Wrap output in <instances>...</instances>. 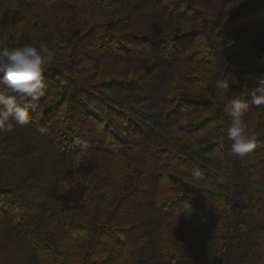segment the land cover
<instances>
[{"label": "trees", "instance_id": "1", "mask_svg": "<svg viewBox=\"0 0 264 264\" xmlns=\"http://www.w3.org/2000/svg\"><path fill=\"white\" fill-rule=\"evenodd\" d=\"M41 43L40 107L0 132V264H264V106L244 158L223 112L264 80V0H0V48Z\"/></svg>", "mask_w": 264, "mask_h": 264}, {"label": "clouds", "instance_id": "2", "mask_svg": "<svg viewBox=\"0 0 264 264\" xmlns=\"http://www.w3.org/2000/svg\"><path fill=\"white\" fill-rule=\"evenodd\" d=\"M53 61L54 52L44 43L39 46L25 44L0 48V132H11L12 121L21 126L29 123V109L40 107V89L45 85L44 73ZM215 87L225 92L229 82L225 79L217 80ZM17 95L28 100V104H18ZM247 96L252 98L256 107L264 106V80L251 89H243L239 95L227 100L223 107L224 114L230 117L226 131L227 140L231 142L229 153L240 158L252 151L257 139L255 129L243 119L249 111V104L243 99ZM220 143L222 146L223 137ZM193 171L196 175L200 174L196 165H193ZM195 211L191 203L185 202L176 214L178 217L181 214L191 216Z\"/></svg>", "mask_w": 264, "mask_h": 264}, {"label": "rangeland", "instance_id": "3", "mask_svg": "<svg viewBox=\"0 0 264 264\" xmlns=\"http://www.w3.org/2000/svg\"><path fill=\"white\" fill-rule=\"evenodd\" d=\"M208 247H209V246L205 244V245L202 247L203 250L201 251V253H203V251H204V253H207L206 250L208 249ZM206 257H207V255H206Z\"/></svg>", "mask_w": 264, "mask_h": 264}]
</instances>
